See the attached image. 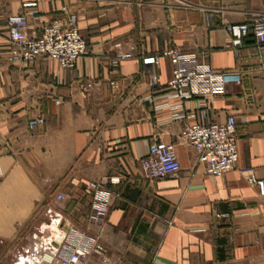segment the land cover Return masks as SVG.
<instances>
[{
	"label": "crops",
	"instance_id": "0c3cea01",
	"mask_svg": "<svg viewBox=\"0 0 264 264\" xmlns=\"http://www.w3.org/2000/svg\"><path fill=\"white\" fill-rule=\"evenodd\" d=\"M62 7L76 15L88 54L71 68L43 57L12 60L7 17L24 14L28 35L37 36L42 25L63 21ZM258 16L264 0H0L3 261L58 264L49 258L75 226L105 247L82 264H264V195L240 173L252 168L264 178V50L251 33L235 50L226 30L251 28ZM130 45L158 56L154 84L140 58H117ZM170 47L239 81L214 95H171V64L161 55ZM228 115L238 160L213 177L181 131ZM38 116L44 124L30 127ZM157 140L173 146L180 171L147 180L139 159ZM90 181L114 197L103 224L87 228Z\"/></svg>",
	"mask_w": 264,
	"mask_h": 264
},
{
	"label": "built area",
	"instance_id": "2783aa9c",
	"mask_svg": "<svg viewBox=\"0 0 264 264\" xmlns=\"http://www.w3.org/2000/svg\"><path fill=\"white\" fill-rule=\"evenodd\" d=\"M62 11L66 14L63 21L42 25L37 36L28 35L24 14L9 15L7 25L10 58L14 61L31 62L43 57L54 60L60 67L71 68L80 57L87 55L88 44L77 28L76 15L67 13L66 7H62ZM226 30L230 36L231 46L235 50L244 45L250 33L254 48L257 51L264 50L263 16L256 17L251 28L244 23L228 25ZM116 46L119 47L120 44ZM161 55L165 56L171 64V76L167 82V89L176 97L187 98L192 94L214 95L221 92L230 79L239 81L236 76L214 70L194 53H185L170 47L162 51ZM136 57L140 58L141 64L149 72L150 83L154 84L157 76L151 67L158 64V56H143L136 52L134 45H130L126 51L117 54L119 60ZM261 68L264 72V64ZM110 85L117 86L114 81H111ZM43 124L42 116L28 122L30 127ZM181 137L193 148L197 161L203 164L207 174L221 177L236 168L238 150L236 120L233 115H228L221 123L186 124L182 128ZM179 171L180 165L173 146L159 140L152 141L147 153L139 159L140 176L147 180L163 179L176 175ZM240 173L248 183L256 185L259 195H264V178L256 177L252 168H242ZM109 183H115L114 179H110ZM87 187L92 197L87 215V228L100 227L109 212L114 193L102 182L90 181ZM56 198L62 199L63 196L58 194ZM104 253L105 247L97 235L89 234L75 226H66L61 244L50 256L48 262L51 263L55 259L58 264H82L88 257H103Z\"/></svg>",
	"mask_w": 264,
	"mask_h": 264
},
{
	"label": "rangeland",
	"instance_id": "374dc122",
	"mask_svg": "<svg viewBox=\"0 0 264 264\" xmlns=\"http://www.w3.org/2000/svg\"><path fill=\"white\" fill-rule=\"evenodd\" d=\"M2 247H3V246L0 247V264H7V263L5 262V258H4V261H3V256H4V255H2V253H1V252H2ZM4 254H6V253H4Z\"/></svg>",
	"mask_w": 264,
	"mask_h": 264
}]
</instances>
